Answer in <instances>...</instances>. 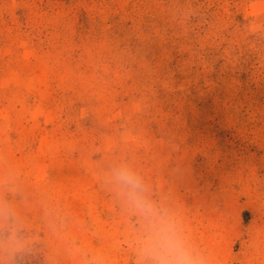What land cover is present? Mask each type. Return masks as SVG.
Returning a JSON list of instances; mask_svg holds the SVG:
<instances>
[{
  "label": "rangeland",
  "instance_id": "obj_1",
  "mask_svg": "<svg viewBox=\"0 0 264 264\" xmlns=\"http://www.w3.org/2000/svg\"><path fill=\"white\" fill-rule=\"evenodd\" d=\"M121 155L216 264H264V0H0V157L52 264H135Z\"/></svg>",
  "mask_w": 264,
  "mask_h": 264
},
{
  "label": "clouds",
  "instance_id": "obj_2",
  "mask_svg": "<svg viewBox=\"0 0 264 264\" xmlns=\"http://www.w3.org/2000/svg\"><path fill=\"white\" fill-rule=\"evenodd\" d=\"M100 180L128 221L135 264H216L168 197L158 193L132 158L113 157ZM26 204L18 174L5 171L0 157V264H52L51 257L38 247L40 239L21 210ZM41 208L45 227L52 234L65 230L66 214L58 203L45 200ZM69 253L80 264H107L102 253L84 251L74 241Z\"/></svg>",
  "mask_w": 264,
  "mask_h": 264
}]
</instances>
